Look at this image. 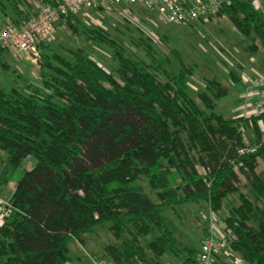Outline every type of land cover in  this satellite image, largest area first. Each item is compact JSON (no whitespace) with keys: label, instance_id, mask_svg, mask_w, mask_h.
Returning <instances> with one entry per match:
<instances>
[{"label":"trees","instance_id":"trees-1","mask_svg":"<svg viewBox=\"0 0 264 264\" xmlns=\"http://www.w3.org/2000/svg\"><path fill=\"white\" fill-rule=\"evenodd\" d=\"M0 7L15 19L34 9L28 0ZM218 15L250 39L248 50L264 49V17L251 0H233ZM61 24L115 66L44 40L42 85H0V196L28 157L37 159L0 221V264H67L70 241L86 245L92 232L108 236L101 257L113 264H164L166 251L175 264H198L200 247L178 240L165 211L202 202L234 231L232 253L264 264V113L224 116L218 101L228 86L195 80L182 51L161 50L140 26L113 34L81 14ZM229 74L241 80L235 68ZM229 193L237 203L224 213Z\"/></svg>","mask_w":264,"mask_h":264},{"label":"rangeland","instance_id":"rangeland-1","mask_svg":"<svg viewBox=\"0 0 264 264\" xmlns=\"http://www.w3.org/2000/svg\"><path fill=\"white\" fill-rule=\"evenodd\" d=\"M126 7V5L117 4L102 12L93 10L91 16H88V18L83 16V18L89 24L101 26L105 30L118 35L121 33H117L116 29H114L115 27L123 30H127L126 25L132 28L135 26L142 27L147 34L152 36L154 44L161 50L169 52L173 47H176L182 51L185 58L193 64L195 80L201 83H203L202 81L205 78L217 77L225 84L231 86L229 69L231 67L240 69L238 64L244 67L243 71L245 69L246 72L251 73L256 70L260 75L264 76V49L259 47L255 50H248V45L251 43L250 39L242 34L228 17L213 19L206 25L199 24V22L180 25L164 21L155 11H149L139 6H131L132 10H126ZM262 15L264 17L263 12ZM6 18L7 15L0 7V24ZM102 20L106 21V23ZM164 34L169 39H165L163 37ZM49 41L57 47H83L90 56L106 68L111 69V67L115 66L109 52L78 37L66 24L59 25ZM2 58L9 66L6 68L0 61L1 86L7 89L15 84L24 86L25 78L34 87L42 85L40 79L42 53L36 60H33L31 57L28 58L24 52L17 56L12 51L9 52L7 50V52L2 53ZM253 58L257 60L255 61ZM18 73L23 77L17 76ZM237 95V89H232L218 101L220 113L226 117H232L237 114L233 110L238 103L237 100H239ZM4 155L5 153L0 150V157ZM36 162L37 159L35 157L29 156L23 166L14 172L11 182L0 196V221L4 216L1 207L8 203L15 183L22 176L24 170L34 166ZM142 183L149 187L146 180H142ZM236 203V194H227L223 199L224 213H227L231 206ZM184 208H186V211L179 209L178 213L171 209L165 211L168 221L180 242H190L195 247H200L203 239L210 234L211 227L221 229L219 221L221 214L212 210L208 203H189ZM213 212L216 214V218H213ZM88 236L90 240L89 248L93 246L91 241H99V238L105 240V236H99L94 232ZM150 239L151 235L145 241L147 242ZM162 260L164 264H174L180 261L170 251H166L163 254Z\"/></svg>","mask_w":264,"mask_h":264},{"label":"built area","instance_id":"built-area-1","mask_svg":"<svg viewBox=\"0 0 264 264\" xmlns=\"http://www.w3.org/2000/svg\"><path fill=\"white\" fill-rule=\"evenodd\" d=\"M33 5V12L25 17L7 18L0 24V49L8 50L20 56L24 52L28 58L36 60L40 56L39 44L50 37L56 30V24L66 15L81 14L88 18L96 9L107 10L114 5L139 6L155 11L168 23L187 25L194 22L209 23L219 19L218 13L233 0H28ZM253 6L264 13L261 0H251ZM136 19V18H135ZM138 20V19H136ZM253 84L259 87V97L248 113L259 116L264 113V76H258ZM6 214V204L3 205ZM213 218L216 214L213 213ZM222 232L216 233V227L202 241L198 253V264H216L221 254H226L235 262L244 263V259L232 253L230 243L236 238L232 228L226 227L222 220ZM218 230V229H217ZM104 264V263H100Z\"/></svg>","mask_w":264,"mask_h":264},{"label":"crops","instance_id":"crops-1","mask_svg":"<svg viewBox=\"0 0 264 264\" xmlns=\"http://www.w3.org/2000/svg\"><path fill=\"white\" fill-rule=\"evenodd\" d=\"M261 3L264 7V0H261ZM259 47L261 46L259 45ZM256 60L257 59H255V61ZM238 66L240 67V69L239 68H235V69L238 71L241 77V80L236 82L231 79V83H230L231 86L226 84L229 88V91L232 89L233 90L237 89V92H238L237 96L239 100H237L238 103L233 108V110L237 112V114H235L233 117L242 116V115H246V116L250 115L248 111H250V109L256 103L259 97V87L253 84V80L257 78L258 76H262L256 70L254 72L248 73L245 71V69L243 71L244 67L241 64H238ZM258 126H259V130L263 132L264 122L260 120L258 122ZM220 226H221V229L220 228H218V230L216 229V233L222 232L223 227L222 225ZM107 238L108 236L105 237V240H103L102 238H99V241H96V240H94V242L91 241L93 246L90 248L88 247V244L90 242L89 239L86 245H83L77 240H71L69 244V260L67 261V264H100L101 262L104 264H113L109 260H107V258L101 257L104 251V246H105V242L107 241ZM217 262L222 263V264H242V263L235 262L233 259H231L230 256L226 254L219 255L217 258ZM243 264H248V263H246L245 261Z\"/></svg>","mask_w":264,"mask_h":264}]
</instances>
